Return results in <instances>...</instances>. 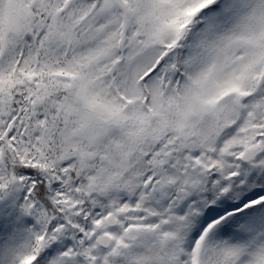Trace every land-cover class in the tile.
<instances>
[{
	"label": "snow or ice",
	"instance_id": "snow-or-ice-1",
	"mask_svg": "<svg viewBox=\"0 0 264 264\" xmlns=\"http://www.w3.org/2000/svg\"><path fill=\"white\" fill-rule=\"evenodd\" d=\"M0 264H264V0H0Z\"/></svg>",
	"mask_w": 264,
	"mask_h": 264
}]
</instances>
